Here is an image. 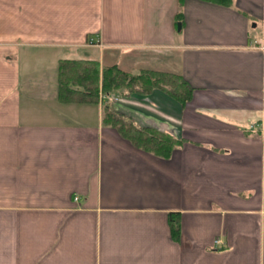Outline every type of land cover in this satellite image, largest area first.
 Masks as SVG:
<instances>
[{
  "label": "crops",
  "instance_id": "crops-1",
  "mask_svg": "<svg viewBox=\"0 0 264 264\" xmlns=\"http://www.w3.org/2000/svg\"><path fill=\"white\" fill-rule=\"evenodd\" d=\"M252 20L264 28V0H0V264H264ZM60 59L182 76L184 104L110 97L181 145L142 150L103 124L101 103L60 102Z\"/></svg>",
  "mask_w": 264,
  "mask_h": 264
},
{
  "label": "trees",
  "instance_id": "trees-1",
  "mask_svg": "<svg viewBox=\"0 0 264 264\" xmlns=\"http://www.w3.org/2000/svg\"><path fill=\"white\" fill-rule=\"evenodd\" d=\"M230 6L232 0H203ZM183 0H178L179 6ZM180 12L177 20L181 23ZM160 89L184 104L191 97L192 88L182 76L156 70L126 72L116 64L101 66L94 59H60L58 62V100L67 103H101L102 122L115 128L134 146L159 155H169L173 148L181 145L182 138L169 131L135 124L133 119L115 109L111 96L131 97ZM171 229L179 236L178 213L171 212Z\"/></svg>",
  "mask_w": 264,
  "mask_h": 264
},
{
  "label": "rangeland",
  "instance_id": "rangeland-1",
  "mask_svg": "<svg viewBox=\"0 0 264 264\" xmlns=\"http://www.w3.org/2000/svg\"><path fill=\"white\" fill-rule=\"evenodd\" d=\"M178 21H176V23H177ZM257 21L256 20H252V24H254V23H256ZM258 23V26H257V28H254V30L257 32V34H258V36H262V33L264 32V28H263V23L262 22H257ZM176 26H177V24H176ZM121 69V68H120ZM123 70V69H122ZM140 70H156V69H152V68H142V69H139L138 71H140ZM125 71V70H124ZM137 71V72H138ZM156 71H160V70H156ZM126 72H128V71H126ZM162 72H168V71H162ZM169 73H173V72H169ZM174 74H176V73H174ZM154 90H158V91H161V92H163L162 90H160V89H153L151 92H149V93H147V94H150V93H152ZM164 94H167V93H165V92H163ZM147 94H143V95H147ZM168 95V94H167ZM140 96H141V94H140ZM169 96V95H168ZM132 97V96H131ZM170 98H172L173 100H176V99H174L173 97H171V96H169ZM177 101V100H176ZM126 115V114H125ZM128 116V115H127ZM129 117H131V116H129ZM132 118V117H131ZM133 119V118H132ZM133 121L135 122V124H137V125H139V126H142L140 123H138L136 120H134L133 119ZM144 127V126H143ZM168 131V130H167Z\"/></svg>",
  "mask_w": 264,
  "mask_h": 264
},
{
  "label": "water",
  "instance_id": "water-1",
  "mask_svg": "<svg viewBox=\"0 0 264 264\" xmlns=\"http://www.w3.org/2000/svg\"><path fill=\"white\" fill-rule=\"evenodd\" d=\"M176 28H177V30H180V28H181V24H180V22H177V26H176Z\"/></svg>",
  "mask_w": 264,
  "mask_h": 264
},
{
  "label": "built area",
  "instance_id": "built-area-1",
  "mask_svg": "<svg viewBox=\"0 0 264 264\" xmlns=\"http://www.w3.org/2000/svg\"><path fill=\"white\" fill-rule=\"evenodd\" d=\"M218 240H216V242H217Z\"/></svg>",
  "mask_w": 264,
  "mask_h": 264
}]
</instances>
